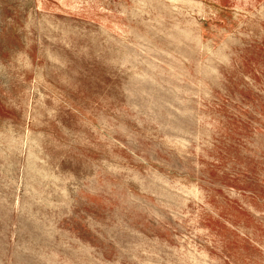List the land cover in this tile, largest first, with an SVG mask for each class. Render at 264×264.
Returning a JSON list of instances; mask_svg holds the SVG:
<instances>
[{"label": "rangeland", "instance_id": "rangeland-1", "mask_svg": "<svg viewBox=\"0 0 264 264\" xmlns=\"http://www.w3.org/2000/svg\"><path fill=\"white\" fill-rule=\"evenodd\" d=\"M0 264H264V0H0Z\"/></svg>", "mask_w": 264, "mask_h": 264}]
</instances>
